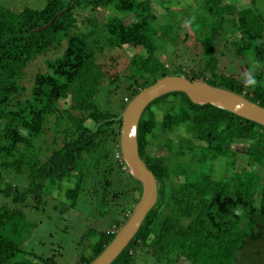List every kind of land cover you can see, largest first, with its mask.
I'll return each mask as SVG.
<instances>
[{"label": "trees", "instance_id": "1", "mask_svg": "<svg viewBox=\"0 0 264 264\" xmlns=\"http://www.w3.org/2000/svg\"><path fill=\"white\" fill-rule=\"evenodd\" d=\"M195 1L194 34L204 62V73L197 75L168 71L157 57L158 49L164 52V45L175 44L177 27L169 8L162 15L151 0H46L41 9L19 12L0 4V264L29 262L32 253L22 244L37 224L30 215L45 206L63 181L73 185L64 191L69 204L60 203L66 208L93 206L98 222L107 218L109 227L120 229L134 210L141 184L119 152L120 122L115 118L127 103L113 109L121 86L116 84L118 74L108 75L98 62L106 53L142 48L129 62V101L166 72L205 81L264 107V69L251 87L245 76L217 73L215 56L229 24L239 37L228 44L230 49L225 44V50L241 61L251 55L258 66L264 63V0H249L242 8L224 0ZM88 9H112L115 14L98 21ZM128 14L135 21L125 24ZM77 15L83 16L80 24ZM52 18L49 26L34 31ZM51 50L61 53L26 87L25 69ZM207 72L216 78H207ZM107 75L112 81L104 90ZM166 103L158 119L157 109ZM49 131L53 147L44 149L40 144ZM138 144L159 183L158 201L112 264H136L140 248L151 264H174L181 258L187 264H243L244 257L249 264L264 262V127L209 104H193L177 92L148 105L139 122ZM149 145L153 149L147 152ZM238 146L245 147L244 165L227 178L216 177L207 164L235 159ZM97 225L102 229L90 227L83 236L93 235L94 241L79 264L93 261L116 234ZM37 258L54 264L51 257Z\"/></svg>", "mask_w": 264, "mask_h": 264}, {"label": "rangeland", "instance_id": "2", "mask_svg": "<svg viewBox=\"0 0 264 264\" xmlns=\"http://www.w3.org/2000/svg\"><path fill=\"white\" fill-rule=\"evenodd\" d=\"M153 7L160 14L164 15L167 13L169 8L170 13L173 16V24L177 27L176 42L175 44H168L163 49H158L156 54L159 60L164 64L166 70H188L193 72L195 75L199 72L204 73V62L201 60V50L199 43L195 40L194 30L196 26L195 14L198 7V2L195 0H151ZM46 0H0V4L10 8L15 12H19L24 7H30L33 9H41L45 5ZM225 4H234L238 8L247 6L249 0H224ZM159 3L163 5L160 6ZM264 5V4H263ZM264 9V8H263ZM87 14L94 16L98 21L102 20L109 15H114L115 12L112 9L104 10H87ZM78 24L83 20L82 15H77ZM135 21V17L132 14L124 16L123 22L129 24ZM197 22V21H196ZM82 26V25H81ZM80 26V27H81ZM234 37H239L238 33L235 32L233 27L229 24H225L223 27V35L220 42L216 45L215 56L218 58V66L216 72L224 74L226 76H234L236 78L246 77L251 83V87L257 80V76L260 70L264 69V63L257 65L253 56L246 55L241 61L240 58L235 57L228 50H225V44H229ZM230 49V46L228 47ZM224 51L226 54H221ZM142 48H126L123 50H116L113 53H106L104 57L99 58V64H103V70L109 74H118V80L116 84L121 86V89L117 90L116 94L112 100L113 109L116 110L123 102L128 103L130 98V92L127 90V76L131 75V68L129 66L130 58L135 54H140ZM228 52V53H227ZM60 51L51 50L45 55L38 56L31 64L25 69V77L23 79V84L26 87H30L32 84L33 76L37 72L45 73L47 71V61L53 60L55 57L60 55ZM112 57L115 58L112 59ZM190 73V74H191ZM208 73V72H207ZM179 74V73H178ZM108 75L103 81L102 88H108L110 86V77ZM263 76V75H262ZM207 78L211 77L208 73ZM115 81V80H114ZM264 86V80L262 81ZM105 96V92H102L99 96V101H102ZM24 96H22L23 98ZM122 99V101H120ZM128 99V101H127ZM120 102V103H119ZM64 106H68V100L63 101ZM127 105V104H126ZM168 108V104L162 105V108L157 109L156 116L158 119L161 118L163 109ZM119 113V109L116 111ZM123 112V111H122ZM117 114L115 117L121 124V114ZM86 126L93 128L94 124L90 121L86 122ZM180 136L189 137L183 130H178ZM120 132V131H119ZM52 132L49 131L48 134L43 137L41 146L44 149H49L53 147L51 144ZM119 148V140H118ZM153 146L149 145L147 147V152L152 150ZM166 153V150H163ZM237 152L235 159L230 157H222L214 160L207 164L213 174L216 177L227 178L231 175L233 171H238L242 165L241 155L245 151L244 146H238L234 149ZM120 152V149H119ZM156 153H160L159 150ZM117 157V156H116ZM234 160L235 164L230 165L229 162ZM248 164V163H247ZM128 168V167H127ZM251 168V167H250ZM257 171L261 168L257 167ZM129 171V169H128ZM71 182L63 181L60 190H54L50 199H47L45 206L38 212H34L30 215V220L36 222L37 224L28 230L25 234V239L23 242V248L32 253L31 257H27L29 260L26 264H47L43 263L37 257L53 258L54 264H79L78 260L83 255L89 254V245L94 241V236H84L85 232L90 227H97L102 229L97 223L101 224L104 229H110L114 232H118V228L115 226H108L109 220L103 219V221L98 222V215L94 212L95 207L86 205L84 207H65L60 203L68 205L69 201L64 198V191L68 186H72ZM120 203L114 202L113 206H120ZM26 209V208H24ZM121 209V207H119ZM123 211V210H122ZM126 212V211H125ZM126 214V213H125ZM130 216V214H129ZM128 216V217H129ZM124 213L120 214V218L125 221ZM126 222V221H125ZM124 222V223H125ZM123 223V224H124ZM254 246L252 245L251 248ZM145 249L140 248L137 250V263L136 264H149L150 260L143 254ZM33 255L37 257H33ZM26 257V256H25ZM33 257V258H32ZM243 264H249L250 259L244 257L241 260ZM255 261V260H254ZM148 262V263H147ZM151 264V263H150ZM174 264H187V260L181 258ZM253 264H264V262L258 260Z\"/></svg>", "mask_w": 264, "mask_h": 264}, {"label": "water", "instance_id": "3", "mask_svg": "<svg viewBox=\"0 0 264 264\" xmlns=\"http://www.w3.org/2000/svg\"><path fill=\"white\" fill-rule=\"evenodd\" d=\"M53 21L54 18L34 31L46 28ZM177 92L185 94L193 104H209L264 127V107L258 103L205 81L190 80L183 74L161 73L153 84L141 90L127 103L121 114L120 154L131 176L141 184L139 200L113 239L89 264H112L135 237L147 215L157 204L159 183L140 156L138 127L149 104L162 96Z\"/></svg>", "mask_w": 264, "mask_h": 264}]
</instances>
